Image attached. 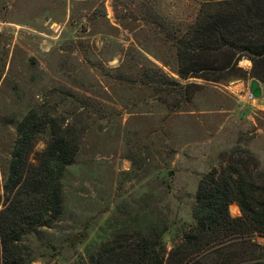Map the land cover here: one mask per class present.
I'll return each instance as SVG.
<instances>
[{"label": "rangeland", "instance_id": "obj_1", "mask_svg": "<svg viewBox=\"0 0 264 264\" xmlns=\"http://www.w3.org/2000/svg\"><path fill=\"white\" fill-rule=\"evenodd\" d=\"M199 6L198 0H0V196L17 124L27 114L40 130L36 151L59 127L77 147L61 179V215L19 243L20 264H97L98 254L133 256L145 247L166 260L194 226L202 176L237 159L264 173L263 84L257 80L262 95L252 99L248 75L206 83L176 74L165 26L183 28ZM239 67L249 73L251 63ZM187 82L201 85L189 100ZM229 214L241 215L235 204ZM253 243L264 240L234 236L197 258L252 262L260 254Z\"/></svg>", "mask_w": 264, "mask_h": 264}, {"label": "trees", "instance_id": "obj_2", "mask_svg": "<svg viewBox=\"0 0 264 264\" xmlns=\"http://www.w3.org/2000/svg\"><path fill=\"white\" fill-rule=\"evenodd\" d=\"M198 1L193 22L183 28L174 23L165 26L177 76L183 81L221 83L248 75L264 86V0ZM243 59L251 63L249 73L239 67ZM160 77L161 82L169 81ZM200 87L187 82V99ZM38 132L31 114L17 124L18 137L0 196V264H20L19 243L48 227L62 212L61 179L73 165L77 147L67 129L59 127L49 131L45 147L36 151ZM232 204L238 207L239 217L230 216ZM191 216L194 226L184 233L182 244L167 253L166 260L145 247L133 256L121 250L109 256L98 254L97 264H203L197 258L200 253L234 236L256 234L264 240V173L243 167L238 159L212 168L198 182ZM253 245L260 254L252 262L231 264H264V245Z\"/></svg>", "mask_w": 264, "mask_h": 264}, {"label": "water", "instance_id": "obj_3", "mask_svg": "<svg viewBox=\"0 0 264 264\" xmlns=\"http://www.w3.org/2000/svg\"><path fill=\"white\" fill-rule=\"evenodd\" d=\"M249 93L252 99H258L261 97L262 92H261L260 83L256 79H252L250 81ZM76 240H77V236H74L73 239L69 240V243H74L76 242Z\"/></svg>", "mask_w": 264, "mask_h": 264}, {"label": "bare ground", "instance_id": "obj_4", "mask_svg": "<svg viewBox=\"0 0 264 264\" xmlns=\"http://www.w3.org/2000/svg\"><path fill=\"white\" fill-rule=\"evenodd\" d=\"M240 64H242V65H244L246 67H248L250 65V63L247 60H241Z\"/></svg>", "mask_w": 264, "mask_h": 264}]
</instances>
